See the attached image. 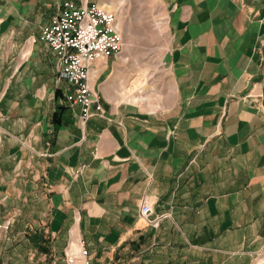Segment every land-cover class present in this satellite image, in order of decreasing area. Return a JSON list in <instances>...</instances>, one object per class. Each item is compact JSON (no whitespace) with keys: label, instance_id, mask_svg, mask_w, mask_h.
Listing matches in <instances>:
<instances>
[{"label":"crops","instance_id":"0c3cea01","mask_svg":"<svg viewBox=\"0 0 264 264\" xmlns=\"http://www.w3.org/2000/svg\"><path fill=\"white\" fill-rule=\"evenodd\" d=\"M71 1L111 0H0V264H264V0H157L170 93L123 99L124 38L87 123L41 39Z\"/></svg>","mask_w":264,"mask_h":264},{"label":"built area","instance_id":"2783aa9c","mask_svg":"<svg viewBox=\"0 0 264 264\" xmlns=\"http://www.w3.org/2000/svg\"><path fill=\"white\" fill-rule=\"evenodd\" d=\"M41 39L50 46L60 64V75L75 93L67 97L71 105L82 107L81 119L102 116L101 98L90 85L91 67L118 55L124 45L123 33L118 27L116 12L93 4L79 7L66 2L52 22L43 27ZM94 109V110H93ZM142 217L152 226H159L165 215H155L151 205L141 207ZM89 252L82 243L78 252L66 254L67 264H91Z\"/></svg>","mask_w":264,"mask_h":264},{"label":"rangeland","instance_id":"374dc122","mask_svg":"<svg viewBox=\"0 0 264 264\" xmlns=\"http://www.w3.org/2000/svg\"><path fill=\"white\" fill-rule=\"evenodd\" d=\"M109 3L108 10L118 14L126 42L120 65V71L128 79L121 91L123 99L134 104H161L173 87L168 68L169 30L161 6L157 0H111ZM142 81L145 82L143 92L139 91ZM126 94H132L136 101L128 100Z\"/></svg>","mask_w":264,"mask_h":264}]
</instances>
